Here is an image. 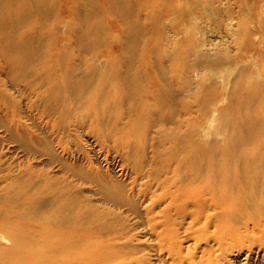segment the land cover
Here are the masks:
<instances>
[{"label": "rangeland", "instance_id": "rangeland-1", "mask_svg": "<svg viewBox=\"0 0 264 264\" xmlns=\"http://www.w3.org/2000/svg\"><path fill=\"white\" fill-rule=\"evenodd\" d=\"M50 1L52 17H57L51 30L58 34L54 47L64 48L63 37L71 31L69 26L79 22L71 12L89 7L72 1L64 9L59 0ZM127 1L135 17L144 23L142 34L135 40L137 50L156 34L144 62L151 69L141 68L139 58L129 56V75L144 70L151 77L143 76L132 83L108 78L105 84L100 83L99 74H110L105 59L124 55L120 42L124 33L113 27L116 16L96 9L93 19L85 20V24L93 26L97 20L104 24L106 46L98 50L101 57L92 65L79 62L69 79L86 76L92 83L88 93L100 92L99 104L108 107L107 125H100L91 112L81 108H45L39 89L29 85L37 72L34 67L27 66L19 75L0 68V166L11 174L23 170L37 173V191L51 185L56 194L70 195L95 217L103 216L109 228L92 232L101 236L99 240L112 237V248L124 252L130 264H174L176 241L183 257L191 255L192 262H186L185 257L182 264H206L207 258L211 264H264V242L220 251L209 240L193 248L189 217L180 223L174 212L178 224L163 222L162 210L168 199L161 197L157 180L168 176L172 167L164 166L162 172L154 174L162 158L156 157L162 152L160 130L154 124L129 128L135 117L120 100L133 88L154 90L159 80L170 87L176 110L181 113L179 101H191L198 92L209 91L207 101L192 104L190 109L195 118L194 139L209 140L206 133L217 127L220 110L237 102L232 97L238 74L244 75L247 86L255 78L261 80L259 98L264 99V14L257 3L248 0H154L148 14L140 11L136 0ZM123 47L131 49L130 45ZM124 71V67L118 68L119 74ZM145 97L143 94L142 102L148 103L150 99ZM1 235L0 231V246L8 247L10 240L6 237L4 241Z\"/></svg>", "mask_w": 264, "mask_h": 264}, {"label": "bare ground", "instance_id": "bare-ground-1", "mask_svg": "<svg viewBox=\"0 0 264 264\" xmlns=\"http://www.w3.org/2000/svg\"><path fill=\"white\" fill-rule=\"evenodd\" d=\"M72 1L87 4L89 9L71 12L79 22L72 23L71 31L63 37L67 46L56 48L58 34L51 30L57 17H52L50 0H0V68L19 75L27 66L34 67L37 72L29 85L39 89L45 108H81L91 112L100 125H107L108 107L99 104L100 92L88 93L92 83L86 76L69 79L79 62L92 65L101 57L98 50L106 46L104 24L97 20L87 26L85 20L93 19L98 8L116 16L113 27L124 33L120 42L131 46L129 50L122 46L123 56L105 59L110 74H99L101 84L108 78L125 83L140 81L143 76L150 78L144 70L129 75V56L138 57L139 66L150 70V64L148 67L144 62L156 34L138 51L134 44L144 23L135 17L127 0H59L64 9ZM136 1L144 14L151 11L154 0ZM248 2L257 3L264 14V0ZM121 66L125 68L123 74L118 73ZM171 66L176 69L174 60ZM244 78L238 74L232 97L237 102L220 110L217 127L206 133L210 137L207 141L194 139L195 118L190 109L192 104L207 101L209 91L198 92L191 101H179L181 113L176 110L170 87L159 80L154 90L133 88L120 99L135 117L128 123L129 128L154 124L160 130L162 152H157L156 157L162 158L154 174L162 172L164 166L172 167L168 176L157 180L161 197L168 199L162 210L163 222L178 224L174 212L180 223L189 217L193 248L209 240L225 251L241 249L245 243L250 247L264 242V99L259 98L262 82L255 78L247 86ZM143 94L155 103L142 102ZM24 172L11 174L0 166V231L2 239L10 240L8 247L0 246V264H130L124 252L112 248V237L99 240L101 236L92 232L109 228L103 216L95 217L70 195L56 194L51 185L37 191V173ZM40 194L48 197L41 198ZM178 242L174 264H182L185 257L186 262H192L191 255H181ZM175 244L169 246L171 251ZM205 262L211 264L208 258Z\"/></svg>", "mask_w": 264, "mask_h": 264}]
</instances>
